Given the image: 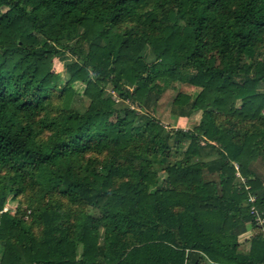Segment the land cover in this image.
I'll list each match as a JSON object with an SVG mask.
<instances>
[{
  "label": "trees",
  "instance_id": "1",
  "mask_svg": "<svg viewBox=\"0 0 264 264\" xmlns=\"http://www.w3.org/2000/svg\"><path fill=\"white\" fill-rule=\"evenodd\" d=\"M263 45L264 0H0V264H264L255 228L249 253L239 251L249 197L264 212L263 181L241 184L235 169L264 161ZM147 49L198 89L174 100L175 115L201 112L193 129L167 132L153 118L159 96ZM67 55L69 79L53 98L61 79L53 60ZM77 97L88 101L83 112ZM53 99L60 110L51 117ZM125 102L133 108L118 109ZM110 146L135 151L140 167L105 161L103 176L89 166L77 174L84 155ZM155 162L166 178L151 194ZM33 189L62 191L99 215H83L70 236L61 223L69 215L31 208L42 226L36 238L23 219L31 211H3L10 196Z\"/></svg>",
  "mask_w": 264,
  "mask_h": 264
},
{
  "label": "rangeland",
  "instance_id": "2",
  "mask_svg": "<svg viewBox=\"0 0 264 264\" xmlns=\"http://www.w3.org/2000/svg\"><path fill=\"white\" fill-rule=\"evenodd\" d=\"M159 12V20L162 21L163 24H168L166 20L164 19V10L160 8L158 10ZM179 24L182 25V22H179ZM134 24H127L120 29H117V31H121L123 29H126L128 27L133 26ZM138 28V27H137ZM144 31L142 27L139 28L138 32ZM264 46V45H263ZM88 44L84 43L82 45V49L84 53H87ZM145 56V61L147 64L151 63L156 72V86L154 87L153 91L154 93L158 94L159 99L157 100V105L155 108H157L152 114L153 118H155L159 123L164 126L167 130V132L173 128V126L176 127V123L171 122L172 120H176V118L173 116V109L175 99L178 94H185L189 95L192 98H195L197 95L198 89L188 85V84H180L177 82L178 77V69L175 67H164L159 64L158 60H156L155 56H153L149 50H145L143 53ZM73 59L67 55L65 57H62L61 59H54L53 65H52V71L59 74L60 76V82H59V89L54 93V97L56 98L60 97L61 94V88L65 85V83L68 81L69 77L65 72L64 64L72 61ZM73 88L76 90L77 95L81 96L83 92V85L79 83L73 84ZM132 90V88H130ZM106 94L109 96H113V98L117 99V94L112 93L110 89L106 91ZM58 99H53L51 101V104L48 108L51 117H54V115L60 110V101ZM88 106V101L84 99L83 97H77L74 99L73 108L74 110H79L83 112ZM124 107H132L131 103L125 102L124 104H118V109L124 108ZM135 111L138 112L139 116H142V118L145 117V112L141 111L140 109H136ZM140 112V113H139ZM156 112V113H155ZM196 113H199L196 112ZM201 114V112H200ZM197 116V117H196ZM112 120H115L114 118ZM199 121V115H194L192 119H190L187 127L185 130L193 129ZM172 126V127H171ZM179 127V125L177 124ZM175 129V128H174ZM187 146L185 144L184 148ZM183 148V150H184ZM183 150L178 153L177 158H182ZM135 151L125 150L122 151L119 155L116 152H113L112 146L107 147L103 149L102 151L95 152L93 154L84 155L79 162L77 163V167L81 166L82 169L77 170V174H87L84 167L89 166L90 170L93 169L96 171V174H101V176L104 175V170L101 169L102 164L105 161H115L117 164H125L130 165L135 169H138L140 167L139 159L135 157ZM149 170L153 172L154 174V181L156 182L155 185H148L149 186V192L152 194L156 188L160 187L161 185L164 186L166 175L164 174V168L161 164L158 162H155L154 165H151L149 167ZM89 179H92V177H89ZM129 179L128 175L124 178L119 177H113L111 180V185L106 188L105 190L107 192H113L116 190L119 185ZM44 193L39 194L38 191L32 190L27 193H24L22 195H19L17 197L10 196L4 206V212L7 211L11 215H15L16 213L20 212H27L31 211L32 209H35L36 211H40L41 209H53L58 211L59 213L67 214L70 216V220L64 221L62 220L61 223L63 226H71L72 230L70 231V236H74V230L77 226V224L81 221L83 215H91V216H98L99 211L94 209L93 207L85 204L81 200H75L73 202L69 196H63L60 192L62 191H56L52 192L49 191V189H45ZM74 200V199H73ZM32 215L28 216V218H23L28 225L30 226L31 235L34 237H39L41 235L42 226L40 225V219L37 214L34 215V213H31ZM17 236H14L12 238L13 242L17 241ZM3 240L0 241V252L3 250ZM82 251V245L77 243L76 252L79 259V256ZM1 256V254H0Z\"/></svg>",
  "mask_w": 264,
  "mask_h": 264
},
{
  "label": "crops",
  "instance_id": "3",
  "mask_svg": "<svg viewBox=\"0 0 264 264\" xmlns=\"http://www.w3.org/2000/svg\"><path fill=\"white\" fill-rule=\"evenodd\" d=\"M156 105H157V103H156ZM156 109L157 108H155V110ZM194 115H199V120H200V116H201L200 112L199 113L195 112V113H193L187 117H180L178 115L173 114V116L176 118V120L174 119L171 122L176 123V127L173 126V128H171V129L175 128V129L185 130L190 119H192V117ZM177 124L179 125V127L177 126ZM188 130H191V129H188ZM255 175H257L263 181L262 186L264 189V161H262L261 159L256 161V163L253 165V170L251 172L240 168L239 176L244 178V180L252 179ZM237 180L242 184L241 178H237ZM260 195H262V196L257 197L258 201H260L262 203V205H264V191ZM246 205H247L246 203L243 204L244 207H246ZM240 220H241V217H239V216H234L230 219V221H240ZM245 226H246V232L243 233L239 237V244H240L239 251L242 254L247 255L249 253V250H250L251 239L253 236L256 235V231L250 222H247L245 224Z\"/></svg>",
  "mask_w": 264,
  "mask_h": 264
},
{
  "label": "built area",
  "instance_id": "4",
  "mask_svg": "<svg viewBox=\"0 0 264 264\" xmlns=\"http://www.w3.org/2000/svg\"><path fill=\"white\" fill-rule=\"evenodd\" d=\"M236 169V177L241 178L242 183H245L244 178L239 176V168L235 166ZM248 189V188H246ZM249 204V216L251 218V224L256 229V231L261 235L262 239L264 240V212L259 211L257 209V199L253 196L249 197L248 200Z\"/></svg>",
  "mask_w": 264,
  "mask_h": 264
}]
</instances>
